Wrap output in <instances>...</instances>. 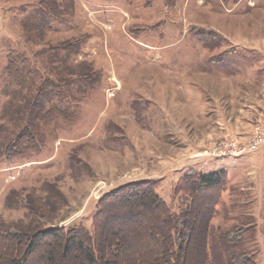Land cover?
<instances>
[{"label": "rangeland", "instance_id": "1", "mask_svg": "<svg viewBox=\"0 0 264 264\" xmlns=\"http://www.w3.org/2000/svg\"><path fill=\"white\" fill-rule=\"evenodd\" d=\"M221 170L220 195L176 192ZM138 181L180 220L194 204L185 264L205 236L208 264H264V0H0V261L17 246L22 264H80L49 261L41 231L92 233L99 199ZM138 203H106L115 264H153L166 235Z\"/></svg>", "mask_w": 264, "mask_h": 264}, {"label": "trees", "instance_id": "2", "mask_svg": "<svg viewBox=\"0 0 264 264\" xmlns=\"http://www.w3.org/2000/svg\"><path fill=\"white\" fill-rule=\"evenodd\" d=\"M15 61L16 59L12 60L9 58L6 72L8 76L19 85H24L26 81L24 72L17 68ZM37 106L41 108L40 104H37ZM56 111L57 114L62 113L60 110ZM49 116L51 115H46V118ZM23 135L30 138L29 132L27 131H25ZM28 147H26L25 150ZM23 153L21 156L26 157ZM225 178V172L222 170L209 174L190 172L182 178L176 192L189 194L192 196V199L193 197L196 199V196H199V194L208 189H211L213 194L216 193V195H220ZM213 199L214 197L210 196L207 201L209 209H212V212L215 203ZM110 200L122 206L121 211L125 210V213H128V208L138 201L140 209H142L144 213L151 212L153 208L157 209L161 215L160 224L163 230H165L166 235L156 236L160 243V248H158L159 251L157 250L158 252L155 255L153 264H185V254L189 247L188 239L191 232V229L186 227L188 222L187 216L191 214L194 204L191 205V209L183 215L181 220L178 219L158 196L156 193V185L152 181L133 182L127 186L116 188L100 198L98 201V212L93 220L92 233L84 228H71L67 230L63 228H48L41 231V235L54 238L55 241L54 245L49 250L48 260L53 262L55 254L58 251H61L63 254H66L64 252L72 251L81 258L80 264H115L114 260L109 257L105 258L104 255L105 252L109 250V247L114 249L111 251L114 256L117 255L119 253L118 242H113L109 245V243L106 242V238L100 236L104 229L107 230V227L103 224V219L106 216L107 218L110 216L107 215L110 212L106 206V203L108 201L110 202ZM212 212H210V214H212ZM10 237L14 238L17 243H20L22 240L27 239L28 235L25 233H13ZM2 238L6 237L4 234L0 233V239ZM60 240L63 243H60ZM103 241L106 243L104 246H102ZM28 245L26 247L27 249L33 247L32 243ZM207 249V236H205L202 242L203 254L201 264H208ZM27 252L28 250H25L23 254L26 255ZM17 255L18 248L16 246L12 254L5 256L0 261V264H22L24 261L20 260ZM231 264H253V261L243 253H240L231 258Z\"/></svg>", "mask_w": 264, "mask_h": 264}, {"label": "built area", "instance_id": "3", "mask_svg": "<svg viewBox=\"0 0 264 264\" xmlns=\"http://www.w3.org/2000/svg\"><path fill=\"white\" fill-rule=\"evenodd\" d=\"M243 151H245L244 149H240V150H231L228 152H223L221 153H217L216 155H231V156H235V155H239L241 154Z\"/></svg>", "mask_w": 264, "mask_h": 264}]
</instances>
